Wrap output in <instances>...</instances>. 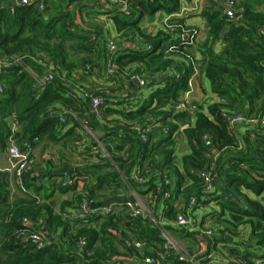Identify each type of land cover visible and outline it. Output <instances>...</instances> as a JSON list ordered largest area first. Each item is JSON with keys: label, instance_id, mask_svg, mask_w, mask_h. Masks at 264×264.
I'll return each mask as SVG.
<instances>
[{"label": "trees", "instance_id": "16d2710c", "mask_svg": "<svg viewBox=\"0 0 264 264\" xmlns=\"http://www.w3.org/2000/svg\"><path fill=\"white\" fill-rule=\"evenodd\" d=\"M10 1L0 0V60L6 66L0 70V151L8 157L12 139L30 148L33 157L38 143H59L68 136L77 137L74 129L81 126L84 115L89 117V128L99 130L98 140L103 141L106 151L92 140L86 150L97 149V163L87 166L84 172L75 170L69 176L72 184L67 182L68 174L60 176L58 189L62 193L74 191V196L62 201L59 210L53 190L41 194V175H32L35 163L21 180L5 168L0 169V264H149L144 261L147 256L156 257V264H191L181 256L193 254L203 263L198 251L166 249L162 228L172 234L192 236L189 229L177 227V215L189 214L190 208L214 201L223 214L229 215L224 220L228 224L225 230L237 235L241 226L248 225L251 238L264 243V203L245 193L259 196L264 192V128L259 122L231 126L223 115L230 111L251 120H260L264 115V0H239L237 5L234 2L236 6L229 10L242 12L240 17L226 13L222 0H208L200 12L207 28V38L198 47L201 59L190 50L199 40V29L186 26L185 15H176L181 0H129L127 10L113 7L117 8L111 11L117 30L124 32L127 40L142 37L147 46L116 49L114 73L107 77L104 72V84L114 85L136 76L148 78L146 86L154 87L144 98L126 91L117 104L129 103L128 109L111 106L110 89L105 85L88 87L80 80L94 74L98 59H103L106 66L109 51L102 31L79 26L70 9L88 1L109 0H45L48 9H44L43 0H34L13 4L12 11ZM160 10L167 14L164 29L153 36L141 29V21L146 14ZM195 31L197 41L191 44V38L185 35ZM218 42L219 52L215 50ZM171 47L174 50L170 51ZM81 53L84 55L79 56ZM171 56L185 58L188 64ZM50 65L57 75L53 81L43 83ZM173 68L180 72L179 77L169 73ZM195 70L201 71L216 96L206 107L190 105L183 98L191 90L189 81ZM68 79L75 86L87 88L89 96L104 97L101 118L93 114L90 97H72L74 89L66 83ZM181 103L184 109L177 110ZM13 121L18 123L16 131L12 129ZM134 124H140L141 131L159 125L161 137L153 140L150 134L143 140ZM246 124L250 126L239 133V126ZM177 132L183 133L190 149L180 164L175 158ZM137 165L145 178L143 183L133 182L131 175ZM211 169L215 189L203 202V174ZM84 173L97 174L96 180L78 189V180ZM10 174L21 188L16 195L11 190ZM137 186L152 192L150 199L156 204L161 197L175 201L183 196L184 211L169 204L161 217L152 204V211L134 218L124 205L127 200H122L116 201L119 205L112 204L110 214L88 207L87 212H80L84 201L98 199L99 192L118 188L128 192ZM165 192L170 196L165 198ZM193 196L199 198L195 205L190 203ZM152 216L163 222L162 228L153 223ZM23 230L41 233L44 239L25 238L20 235ZM135 242H140L141 247ZM243 259L255 264L248 254Z\"/></svg>", "mask_w": 264, "mask_h": 264}, {"label": "crops", "instance_id": "0c3cea01", "mask_svg": "<svg viewBox=\"0 0 264 264\" xmlns=\"http://www.w3.org/2000/svg\"><path fill=\"white\" fill-rule=\"evenodd\" d=\"M33 1L34 0H29V2ZM125 1L126 3H128L129 0ZM207 1L208 0H200L199 10L184 14L185 25L192 28H198L200 31L198 42L190 49L192 51V54H194L198 59H201V54H199L198 47L207 38L206 22L205 19L200 15L202 8L207 4ZM225 2V0H222L221 5H223L225 9H230V7L228 6L229 4L227 5ZM181 3H187V0H181ZM43 7L44 9H48V2L45 0H43ZM113 7L118 8V6H115L110 2L99 1L95 3L94 1H88L83 3L81 7L73 5L70 10L75 19V22L79 26L85 27L89 30L91 28L100 29L103 33L102 37L103 39H105V42L109 39H112L114 41V47L112 48L114 51L116 49L118 50L130 46L137 47L136 45H139V48H145V46H147V42L142 37H135V39L127 40V36L122 35L124 32L120 33L117 30V27L112 19L111 12L112 10L117 8ZM166 17L167 14L163 10H160L153 15L146 14L141 21V29H143L146 33L154 36L157 32H159V30L163 28V23ZM125 32L129 33V31ZM129 35L131 34L129 33ZM220 49L221 44L218 42L215 45V50L219 52ZM171 57L178 62H180L181 60L178 56ZM105 67L106 66L103 62V59H98L97 66L94 67V74L80 80L82 84L88 87H99L105 85L108 89H110L109 96L112 97V107H125L126 109L131 107L129 103L117 104L120 100L122 101L123 97L126 96V91L134 93L137 98H144L149 95L154 89V87L146 86L147 83H150V80L148 78H146V80L140 78L139 82L119 80V83L116 84L114 82V85H111L110 83L104 84L102 75L106 70ZM54 74L55 76L57 75L56 72ZM75 77L79 78L76 75ZM61 80L64 79L61 78ZM123 81L124 89L121 87V83ZM66 83L72 89H74L75 82H73L72 79H68ZM115 97H117V100H115ZM183 98L190 105H192V103L196 105V102H199L201 104L200 106L206 107L216 99V96L212 94L208 80L200 71L193 77V86L190 90L189 95L184 96ZM136 100H134V103H136ZM70 117H73V115H70ZM109 118H112V116H109L108 119ZM88 122L89 117H87L86 115L81 117V126L75 127L74 129V132L78 135L77 137L68 136L59 143H54L52 141H43L41 143H38L33 149L35 172L32 173V175H41V177H39V180L43 181L44 183V189L41 191L42 195L48 191L53 190V200L55 201L56 208H58L62 201L70 200L72 196H74V191L69 190L62 193L58 189V184L61 178L60 176H65V174L72 175L75 170L76 172L78 170L80 172H84L87 166L91 165L92 163L96 164L99 159L97 157V149L93 148L92 151L86 150L90 149L89 147L92 146V140H98V137L100 136L99 130H91L89 128ZM68 127H70V125ZM84 130L87 131V135ZM237 131L241 133L244 130L239 127ZM161 134L162 130L158 128L155 131V139H158ZM181 140L182 142L178 144L184 145V149L182 151H180V148L178 147L179 145L175 143V158L178 164H180L181 157L187 154L190 150L184 135ZM99 146L102 150L106 151L105 145L102 146L100 144ZM83 150L86 151L81 153ZM178 156L180 160L177 159ZM8 163L9 162L7 154L0 151V169L6 168L8 166ZM96 175L97 174L94 173H84V175L82 176L83 179L78 180V189H81L82 185L84 186L85 183H89L90 185H92L96 180ZM10 182L13 195L20 193L21 188L18 184V181L11 174ZM29 192L33 193L34 191L30 190ZM245 193L250 198L262 200V202L264 203V192L259 196L250 191H245ZM151 194L152 192H147L144 188L139 191L131 189L128 192L119 188L117 189V191L109 190L108 192H99L98 199H96L94 205L89 207V210L101 208L111 204L119 205L118 202L122 200H133L140 205L141 198H143L144 200H148L151 205L150 208H145L146 211H152V204H154L155 211L157 210L156 212L161 216L164 213L163 210L169 204H173L174 208H176L179 212H182L185 209V203L182 200L174 202L171 199H164L163 197H161L159 204L153 203L150 199ZM163 201L164 205L162 206L161 202ZM161 208H163V210L160 212ZM56 210H59V208ZM70 210L71 209H69V212ZM80 212L85 213L82 211V209L80 210ZM222 212L223 211L221 206L218 204V202L215 201L204 205L202 208L199 207L193 209L192 211H190V213H193L198 218V221H196V224L198 225L196 230L191 231L194 234L192 236L186 237L185 234L177 232L176 240L178 242L179 240L184 241V243H186L188 247H191L190 250L198 251L199 254L202 253L201 258L204 261V264H239V261L244 260L243 258L245 254H248L250 260L253 261V259L255 258L258 262V257H264V243L258 244V239L251 238V227L248 225L241 226L237 235L229 233L228 230H225L228 226L226 221L227 218L229 219V215L227 213L223 214ZM220 213H222L223 215L219 216ZM208 229L212 230L213 234L209 237H206L204 231ZM54 238L57 237L54 236ZM181 250L187 249L183 248ZM258 263L264 264V260L259 261Z\"/></svg>", "mask_w": 264, "mask_h": 264}, {"label": "built area", "instance_id": "2783aa9c", "mask_svg": "<svg viewBox=\"0 0 264 264\" xmlns=\"http://www.w3.org/2000/svg\"><path fill=\"white\" fill-rule=\"evenodd\" d=\"M109 2H111L115 6H118L119 9H122V10L129 9V5H128V3H126L125 0H109ZM234 4H235L234 1L231 0L230 6H233ZM199 5H200V0H191L187 3H182V5L180 7V11L178 13H176V15L183 16L184 14H186L188 12L197 11L200 8ZM193 33L191 35L186 34V36H185L186 38H188V37L191 38L190 39L191 44H193L194 42L197 41L196 39L198 36V32L195 31ZM113 47H114V41L112 39L107 40V49L109 51L108 59L106 62V70H105L107 77L114 73V68L112 66V63H113L115 52L112 49ZM169 50L170 51L174 50V47H171ZM5 68H6L5 63L0 60V70L5 69ZM28 70L31 71L30 69H28ZM49 70H50L49 74H47L42 79L43 83L51 82L54 80V73H55L54 67L52 65H50ZM195 73H196V70H195ZM180 75H181L180 72L176 73L177 77H179ZM135 80H140V78L136 77V76H132V78L130 79V81H135ZM189 85H190V88H192L193 77L189 81ZM0 88H1V86H0ZM189 93H190V91H187L184 96L189 95ZM80 94H83L87 97H90V100H91L90 106H91L93 114L96 117L101 118V116H102L101 107L104 104V97L102 95L89 96L88 92H87V88L82 87V86H75L74 92L72 93V97L77 98ZM221 101L224 102L225 100L222 99ZM181 109H184V104H182V103L177 106V110H181ZM223 115L228 120V122L230 123L231 126H236V125L243 124L246 122H251V123L259 122L260 125L264 128V115L260 118V120L247 119L243 114H237V113H233L230 111H225L223 113ZM133 128L140 132V137L143 140L148 139V135L145 132V130L141 131L140 124H134ZM12 129L14 131H16L18 129L17 121H13ZM97 142H98V144H101L99 140H97ZM7 152H8V162L9 163H8V166L5 168V170L14 174L16 178L21 180L23 175L29 169H31V167L34 163V160H33L34 158L31 156V149L21 147L18 143H16L14 140L11 139L10 143L8 145V148H7ZM203 175H204V179H205V189H204L205 194L201 197V199L204 202V201H208L211 197L210 194L212 192H214L215 188H214L213 180L215 178V175L213 174L212 169L209 171L207 170ZM69 176L70 175L66 176L67 182L69 184H72L73 179H71ZM132 178L139 183L145 182V178L140 175L139 171L136 174L134 173L132 175ZM167 182H168V180H167ZM164 196L169 197L170 193L165 192ZM198 201H199V198H197L196 196H193L190 200V203H191V205H195ZM95 202H96V200H94V199H91L90 201L85 200L84 204L82 206V209L85 210V212H86V208L91 207L92 205L95 204ZM124 205L126 207L127 212H129V214L134 218H137L138 216L146 214V210L133 200L126 201L124 203ZM113 210H114V205L111 204V205H107V206L98 208L96 210V212L97 213L98 212L103 213V214H110V213H113L112 212ZM151 220L153 221L154 224H156L162 228L163 222L159 218L152 216ZM175 224L179 228H187L190 231H194L197 228L196 221L194 220V218L192 216H190L189 214H184V213H179L177 215V217L175 219ZM162 230H163L162 235L166 239V243H165L166 249H169L171 247L177 248L175 242L171 239L172 235L168 231H166L164 228H162ZM204 233L207 236H211L213 234L212 230H209V229L205 230ZM20 235L25 237V238L30 237V238H33V239L38 240V241H42L44 239V236L41 233L31 232L29 230L21 231ZM84 244H85L84 241L81 240L80 245L83 246ZM135 245L137 247H141L140 242H135ZM181 259L189 260L191 262V264H204L200 260H197L196 254H193L192 256L182 255ZM144 261L146 263H149V264H156L157 263V259L154 256H147V257H145ZM239 264H248V263L246 261L242 260V261H239Z\"/></svg>", "mask_w": 264, "mask_h": 264}, {"label": "rangeland", "instance_id": "374dc122", "mask_svg": "<svg viewBox=\"0 0 264 264\" xmlns=\"http://www.w3.org/2000/svg\"><path fill=\"white\" fill-rule=\"evenodd\" d=\"M189 1H191V0H187V2H189ZM226 2V4L231 8V7H234V6H236L237 5V2H239V0H233L234 2H236V5L234 4L233 6H230V1L231 0H225ZM207 3H208V1H207ZM201 7H203V6H201ZM137 47H140L139 45H136ZM71 52L73 53V49H71ZM192 52V51H191ZM73 55H75V53L74 54H72V56ZM79 56H82V55H84V54H78ZM181 60H182V62L184 61L185 63H187L188 62V60H186L185 58H181ZM188 64V63H187ZM178 72V70H175L174 68H173V70H170V74H176ZM197 104V106L199 107L201 104L199 103V102H196ZM194 103H192V105H193ZM203 104V103H202ZM255 117H256V115H255ZM153 120V119H152ZM256 124V123H255ZM159 125H156V126H151V127H147V128H145V132L147 133V135L149 136L150 134L151 135H153V140L155 139V131L159 128L158 127ZM247 126H250V124H246V125H241V126H239L240 128H242L243 130H245L246 128H247ZM245 132V131H244ZM247 132V131H246ZM161 137V136H160ZM160 137H158V139L160 138ZM175 137H176V144H180V142H182V137H183V133L181 132V133H179V132H177V134L175 135ZM158 139H155V140H158ZM100 141V140H99ZM100 143H101V145L102 146H104V143H103V141H100ZM178 144V145H179ZM179 148H180V151H182L183 149H184V145H179L178 146ZM97 157H98V155H97ZM177 159H179V156L177 157ZM180 160V159H179ZM178 163V162H177ZM140 168L138 167V165L136 166V168H134L133 169V171H132V175L135 173H137L138 172V170H139ZM131 175V176H132ZM133 182L134 183H136V181L133 179ZM138 188V189H137ZM146 189L145 188V186L144 187H142V186H140V187H135V189L134 190H137V191H139V190H141V189ZM150 197H152V194L150 195ZM183 199V196H179V197H176V199H175V201H181ZM174 201V202H175ZM154 203H156L155 201H154ZM160 203V201L158 202V204ZM140 205L145 209V208H150V203H149V201L148 200H144L143 198H141V202H140ZM161 205L163 206L164 205V201L163 202H161ZM204 205H199V207H203ZM199 207H196V208H199ZM196 208H194V209H196ZM163 210V208H161V210H160V212ZM193 210V209H192ZM191 210V208H190V210H189V215L190 216H192L193 218H194V220L195 221H198V218L192 213H190V211H192ZM157 211V210H156ZM159 212V213H160ZM202 212H204V211H202ZM162 217V216H161ZM196 226H198L197 224H196ZM170 233V232H169ZM171 235H172V237H171V239L175 242V244L177 245V247L179 248V249H190L191 247H188V245L186 244V243H184V241H180L179 240V242L176 240V238H177V235H176V233H174V234H172V233H170ZM182 242V243H181ZM191 242V241H190ZM251 254V253H250ZM264 260V257H258V262L259 261H263ZM253 261L256 263V264H259L258 262H257V259H253Z\"/></svg>", "mask_w": 264, "mask_h": 264}, {"label": "water", "instance_id": "95a60500", "mask_svg": "<svg viewBox=\"0 0 264 264\" xmlns=\"http://www.w3.org/2000/svg\"><path fill=\"white\" fill-rule=\"evenodd\" d=\"M29 0H12L8 3L9 7H10V10L12 11V5L13 4H16L18 2L20 3H26L28 2ZM225 12L226 13H230L231 15L235 16V17H240L242 12L240 11H230L229 9H225ZM134 82H139V80H135ZM83 212H85V210L82 209ZM41 245H44L43 243H41Z\"/></svg>", "mask_w": 264, "mask_h": 264}]
</instances>
